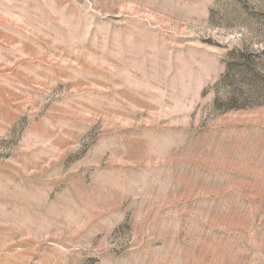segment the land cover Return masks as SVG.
Masks as SVG:
<instances>
[{"label":"rangeland","instance_id":"rangeland-1","mask_svg":"<svg viewBox=\"0 0 264 264\" xmlns=\"http://www.w3.org/2000/svg\"><path fill=\"white\" fill-rule=\"evenodd\" d=\"M241 67L264 0H0V264H264Z\"/></svg>","mask_w":264,"mask_h":264},{"label":"trees","instance_id":"trees-1","mask_svg":"<svg viewBox=\"0 0 264 264\" xmlns=\"http://www.w3.org/2000/svg\"><path fill=\"white\" fill-rule=\"evenodd\" d=\"M248 67L244 68H238L237 69V75L236 77L240 80L238 85V89L232 91L230 94V99L227 102V105L230 104V107H233L236 105L237 102L239 101H245L246 99H251L254 100H260L262 103H264V82L257 81L254 77H256L255 73L253 71L247 70ZM253 76V78H252ZM245 84H255L256 87L253 89L254 92L246 90L247 88L245 87ZM241 107V106H239ZM231 109V108H229Z\"/></svg>","mask_w":264,"mask_h":264}]
</instances>
